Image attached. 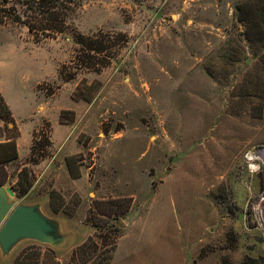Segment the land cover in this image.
Listing matches in <instances>:
<instances>
[{"label":"rangeland","instance_id":"374dc122","mask_svg":"<svg viewBox=\"0 0 264 264\" xmlns=\"http://www.w3.org/2000/svg\"><path fill=\"white\" fill-rule=\"evenodd\" d=\"M251 1L8 0L0 93L22 159L0 180L49 231L0 238V264L34 247L40 264H78L93 202L119 197L133 205L111 264H264V34L249 41L238 11Z\"/></svg>","mask_w":264,"mask_h":264},{"label":"trees","instance_id":"16d2710c","mask_svg":"<svg viewBox=\"0 0 264 264\" xmlns=\"http://www.w3.org/2000/svg\"><path fill=\"white\" fill-rule=\"evenodd\" d=\"M8 0L0 1V24H5L11 15L7 13L6 6ZM238 11L241 13L242 21L246 23L247 33L246 37L249 41L252 40V35L255 33V37L264 34V0H255L247 2L239 6ZM259 11L263 12V20L259 17ZM243 13V16H242ZM247 14V15H246ZM18 22V19H12ZM254 21L255 31L252 32L250 29ZM264 37V36H262ZM94 50V48H93ZM96 53L102 52L99 48L94 50ZM73 99L76 101L78 98L76 94L73 93ZM70 114V118L67 119L66 115ZM60 123L68 124L75 119V113L71 110H61L60 111ZM0 117L6 121L5 128L9 130H15L16 134L14 138H9L4 142H0V173L4 178L7 177L6 165L14 162L19 157L18 144L16 138L18 137L17 127L13 121L12 111L6 102L4 96L0 93ZM8 124H13L12 128L8 127ZM31 163H37V160L33 157L30 158ZM71 158H66V165L69 174L72 178H79V173L75 175L71 169ZM0 180V185L2 186L5 179ZM18 186H20V194L27 193L33 185V180L31 178V172L27 167H23L18 173ZM13 191L16 188L11 187ZM58 196L62 198L58 191L51 190V207L53 211L58 212L63 206V202L56 206L52 198ZM63 199V198H62ZM63 201V200H62ZM133 205V200L130 197H119L112 198L108 200H98L93 202V207L89 210L87 215V222L95 229V234L88 237V239L74 251L75 261L78 264H87L92 262V264H111L113 260V254L116 250L117 240L121 237V230L117 225L120 219H123L128 212L131 210ZM106 248V249H105ZM33 249V250H32ZM32 251L30 257L24 255H19L14 264H40V259L43 255L39 248H30ZM49 253L55 258V254L51 248L47 249ZM43 264V261L41 262Z\"/></svg>","mask_w":264,"mask_h":264},{"label":"water","instance_id":"95a60500","mask_svg":"<svg viewBox=\"0 0 264 264\" xmlns=\"http://www.w3.org/2000/svg\"><path fill=\"white\" fill-rule=\"evenodd\" d=\"M4 192L10 197L15 196L12 188L0 185V238L3 245L8 247L19 237L44 240L49 231L45 220L30 208L19 206L13 209Z\"/></svg>","mask_w":264,"mask_h":264},{"label":"crops","instance_id":"0c3cea01","mask_svg":"<svg viewBox=\"0 0 264 264\" xmlns=\"http://www.w3.org/2000/svg\"><path fill=\"white\" fill-rule=\"evenodd\" d=\"M4 98H5V97H4ZM18 151H19V146H18ZM18 159H22L21 156H20V154H19ZM18 159H17V160H18ZM66 167H67V166H66Z\"/></svg>","mask_w":264,"mask_h":264},{"label":"bare ground","instance_id":"6f19581e","mask_svg":"<svg viewBox=\"0 0 264 264\" xmlns=\"http://www.w3.org/2000/svg\"><path fill=\"white\" fill-rule=\"evenodd\" d=\"M251 157V156H250Z\"/></svg>","mask_w":264,"mask_h":264}]
</instances>
